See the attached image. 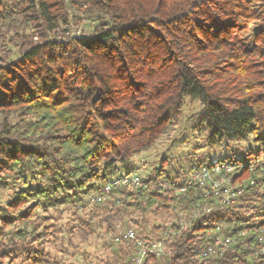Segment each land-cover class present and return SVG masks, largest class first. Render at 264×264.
Here are the masks:
<instances>
[{
	"label": "trees",
	"instance_id": "trees-1",
	"mask_svg": "<svg viewBox=\"0 0 264 264\" xmlns=\"http://www.w3.org/2000/svg\"><path fill=\"white\" fill-rule=\"evenodd\" d=\"M75 11L95 21L89 34L62 28ZM257 16L243 0H0V264H75L47 249L61 232L51 209L71 212V248L97 228L114 236L135 225L144 241L174 230L169 252L145 264H264V173L251 164L259 153L236 160L244 166L230 175L228 205L159 186L182 184L194 164L230 161L190 154L89 201L136 172L132 157L179 120L185 98L200 103L210 144L254 133L264 145V25L252 46L241 35ZM207 202L215 208L196 215ZM218 236L234 243L202 256ZM106 244L112 264H130L131 241Z\"/></svg>",
	"mask_w": 264,
	"mask_h": 264
},
{
	"label": "rangeland",
	"instance_id": "rangeland-1",
	"mask_svg": "<svg viewBox=\"0 0 264 264\" xmlns=\"http://www.w3.org/2000/svg\"><path fill=\"white\" fill-rule=\"evenodd\" d=\"M247 8L257 13V18L248 23L247 28L241 32L246 43L253 45L252 36L256 29L264 25L262 6L260 0H243ZM95 25V21L83 15L80 11H75L71 16L68 27L71 34H89ZM201 105L196 100L185 98L179 120L176 123L168 125L160 136L147 149L132 157L131 166L135 168L136 173L143 177L157 165L160 159L168 157L170 159L181 155L190 154L192 160L216 161L229 159L236 161L244 157L248 152L252 154L259 153L258 160L264 165V145L254 140V133H250L246 138L227 141L224 144H210L208 140L209 131L200 126L195 118ZM3 116L0 114V123ZM12 190L9 192V196ZM4 193V192H3ZM6 196V195H4ZM9 199V198H8ZM63 209V208H62ZM65 209L62 215H58L54 210L50 213L54 218H59L56 223V229L61 230L58 237L47 249L56 256L62 258L65 262L75 264H112L113 246H107L106 243H112L113 235L106 234L105 229L97 228L95 233L86 241L80 242L78 238L73 240L74 248L67 245L65 225H70V211ZM50 214V215H51ZM154 225H160L159 220L153 221ZM135 228V225H129ZM147 226V230L149 229ZM153 236H155L153 234ZM64 242V243H63ZM66 250V253H64Z\"/></svg>",
	"mask_w": 264,
	"mask_h": 264
},
{
	"label": "built area",
	"instance_id": "built-area-1",
	"mask_svg": "<svg viewBox=\"0 0 264 264\" xmlns=\"http://www.w3.org/2000/svg\"><path fill=\"white\" fill-rule=\"evenodd\" d=\"M261 163L258 159L251 162V164ZM244 163L237 161H217L214 163H199L192 166L187 178L182 184L169 183L166 180H160L159 186L164 189L172 190L175 193H185L189 190L200 189L204 196L213 199L215 204L228 205L234 202L235 193L232 189L231 174L235 169H242ZM261 169L264 173V165L261 164ZM125 185L128 187H138L142 185V179L136 172L124 173L121 176L114 177L108 180L99 194L90 197V202L105 201L109 198V194L113 186ZM215 204L203 203L198 204L196 215L201 213H208L215 208ZM262 204L264 205V196L262 197ZM174 234V230L170 229L168 235H162L153 241H144L138 238L133 228H127L122 232L115 234L112 237L114 243L129 240L133 244V252L129 258L130 264H145L147 257H161L169 252L166 249L167 237ZM261 240V238H259ZM234 243L231 237L223 238L218 236L214 241L204 247L200 254L202 256L214 255L222 253L229 246ZM264 254V246L258 250Z\"/></svg>",
	"mask_w": 264,
	"mask_h": 264
}]
</instances>
